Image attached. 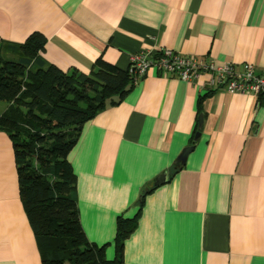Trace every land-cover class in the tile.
<instances>
[{"label":"crops","instance_id":"0c3cea01","mask_svg":"<svg viewBox=\"0 0 264 264\" xmlns=\"http://www.w3.org/2000/svg\"><path fill=\"white\" fill-rule=\"evenodd\" d=\"M33 32L63 72L88 73L99 57L124 70L132 53L166 47L264 71V0H0V41ZM206 80L149 69L120 104L83 125L67 158L80 223L90 241L108 244L107 259L116 218L132 217L139 194L166 173L144 197L124 264H264V100L208 90ZM0 264H41L4 131Z\"/></svg>","mask_w":264,"mask_h":264},{"label":"trees","instance_id":"16d2710c","mask_svg":"<svg viewBox=\"0 0 264 264\" xmlns=\"http://www.w3.org/2000/svg\"><path fill=\"white\" fill-rule=\"evenodd\" d=\"M44 45L38 32L22 43L0 41V131L12 144L19 198L41 264H124V243L137 228L145 195L157 184L142 191L132 217L116 218L114 256L107 259L108 244L90 241L80 223L77 180L67 156L83 125L120 104L136 84L127 69L101 57L88 73L63 72L42 57Z\"/></svg>","mask_w":264,"mask_h":264},{"label":"built area","instance_id":"2783aa9c","mask_svg":"<svg viewBox=\"0 0 264 264\" xmlns=\"http://www.w3.org/2000/svg\"><path fill=\"white\" fill-rule=\"evenodd\" d=\"M149 69L183 81L206 75L208 90L225 88L229 93L252 95L258 100H264V71L256 73L251 63H245L238 71L232 63L204 62L168 47L156 53L139 50L130 55L127 70L135 84Z\"/></svg>","mask_w":264,"mask_h":264},{"label":"water","instance_id":"95a60500","mask_svg":"<svg viewBox=\"0 0 264 264\" xmlns=\"http://www.w3.org/2000/svg\"><path fill=\"white\" fill-rule=\"evenodd\" d=\"M199 120H201V115H199ZM193 149L192 146H189V147H186L183 149L182 153L180 154L179 156V161L181 162H184L188 153ZM167 181V174L166 173H162V174H159L157 177H156V180H155V183L156 184H162V183H165ZM143 195V193L141 192L139 194V198H141Z\"/></svg>","mask_w":264,"mask_h":264},{"label":"rangeland","instance_id":"374dc122","mask_svg":"<svg viewBox=\"0 0 264 264\" xmlns=\"http://www.w3.org/2000/svg\"><path fill=\"white\" fill-rule=\"evenodd\" d=\"M4 103H0V109H2L4 107Z\"/></svg>","mask_w":264,"mask_h":264}]
</instances>
